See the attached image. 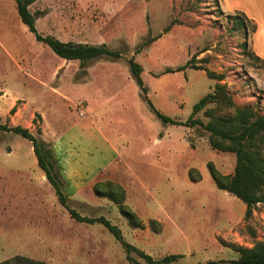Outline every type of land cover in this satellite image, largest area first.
Instances as JSON below:
<instances>
[{"label": "rangeland", "instance_id": "rangeland-1", "mask_svg": "<svg viewBox=\"0 0 264 264\" xmlns=\"http://www.w3.org/2000/svg\"><path fill=\"white\" fill-rule=\"evenodd\" d=\"M30 10L42 35L122 53L84 67L61 58L22 22L15 0H0V123L42 129L70 207L106 217L155 259L183 254L180 264H231L236 248L264 240V203L247 218L245 203L209 172L212 162L233 174L236 154L214 148L200 125L165 123L150 105L185 122L220 84L232 104L210 102L194 118L208 122L209 108L220 114L250 106L263 114L264 61L249 38L263 53L264 0H36ZM238 13L246 28L230 19ZM131 57L143 68L146 94ZM73 160L81 164L77 178L68 177ZM107 182L124 188L140 226L96 193ZM15 255L47 264H133L103 223L79 221L59 202L31 141L0 129V262Z\"/></svg>", "mask_w": 264, "mask_h": 264}, {"label": "trees", "instance_id": "trees-1", "mask_svg": "<svg viewBox=\"0 0 264 264\" xmlns=\"http://www.w3.org/2000/svg\"><path fill=\"white\" fill-rule=\"evenodd\" d=\"M15 1L22 22L30 31L35 33L37 40L47 44L61 58L79 60L81 66L84 67L89 61L94 59L104 57L119 58L122 56L120 50L110 49L105 44L75 43L58 39L53 35H42L36 27V19L39 14L30 10V5L36 0ZM230 19L235 21V25L237 24L236 28L238 25L243 28L247 27L248 18L244 14L230 15ZM257 57L264 61V58L258 55ZM189 64L190 62H187L186 65L177 69L182 70ZM129 67L137 83L141 86L142 91L146 94L147 88L144 86L142 79L143 68L141 64L134 57H131L129 59ZM210 76L213 77L212 73H210ZM224 100L232 104L231 98L224 86L217 84L213 93L205 95L194 105L192 115L185 122L162 114L151 102L150 105L165 123L185 124L190 127L200 125L209 132L210 143L214 148L236 154V165L233 174H222L212 162L208 164V168L212 179L220 189L227 190L245 203L246 217L248 218L255 205L264 203V113L259 114L250 106L238 107L234 111L220 114H216L215 109L209 108L207 109V114L210 116L208 122H204L200 118H194V114L206 107L208 103L214 102L220 105ZM0 129L20 134L31 141L38 165L52 185L59 202L79 221L103 223L124 246L130 262L140 264L131 256V252L135 251L146 260L147 264H180L178 259L183 257V254H169L161 259H155L152 255L129 243L124 238L122 230L106 217L83 216L76 209L70 207L68 204L69 198L64 192V179L60 168L50 144L41 137L42 129L40 127L37 129V134L33 133L29 127L20 124L9 126L8 124L0 123ZM95 191L99 196L108 197L113 200L119 206L122 215L133 226L138 227L141 225V221L138 219L136 213L125 205L124 199L126 193L121 185L111 182L98 183L95 186ZM236 250L240 255L237 259L231 260V264H264V240L258 241L252 247L240 246ZM0 264L47 263L23 255H15L1 261Z\"/></svg>", "mask_w": 264, "mask_h": 264}, {"label": "crops", "instance_id": "crops-1", "mask_svg": "<svg viewBox=\"0 0 264 264\" xmlns=\"http://www.w3.org/2000/svg\"><path fill=\"white\" fill-rule=\"evenodd\" d=\"M221 3L223 4V0H221ZM224 6V5H223ZM228 13L231 14L230 10H228L227 8H224ZM235 11V10H233ZM252 36L249 38V41L251 43L252 49L254 50V52H256V55H258L259 57L264 58V52L260 53V51L255 50L252 41H251ZM98 134H101V137L103 138V140L106 142V144L110 147V149L112 150V152L115 154L117 153V149L115 147V145L108 139V137H106L102 131H98ZM109 164V163H108ZM108 164L106 166H108ZM66 166L69 167L68 172L70 173V175H68L69 178H72L73 176L75 178H77L78 176H80V170H81V164L79 162H77L76 160H73L72 162L70 161H66ZM67 176V175H66ZM47 179V178H46ZM48 181V180H47ZM49 182V181H48Z\"/></svg>", "mask_w": 264, "mask_h": 264}]
</instances>
